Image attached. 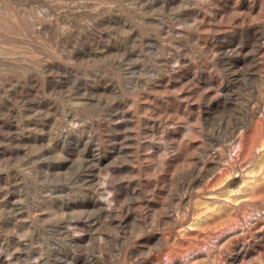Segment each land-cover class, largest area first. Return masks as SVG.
<instances>
[{"label":"rangeland","instance_id":"rangeland-1","mask_svg":"<svg viewBox=\"0 0 264 264\" xmlns=\"http://www.w3.org/2000/svg\"><path fill=\"white\" fill-rule=\"evenodd\" d=\"M263 172L264 0H0V264H264Z\"/></svg>","mask_w":264,"mask_h":264},{"label":"bare ground","instance_id":"bare-ground-1","mask_svg":"<svg viewBox=\"0 0 264 264\" xmlns=\"http://www.w3.org/2000/svg\"><path fill=\"white\" fill-rule=\"evenodd\" d=\"M249 27V29L250 30H252V26L251 25H249L248 26ZM254 28V27H253ZM256 29V28H255ZM254 30V29H253ZM247 31H249V30H247ZM256 32V31H255ZM250 33V32H249ZM252 34H253V32H252ZM251 34V35H252ZM260 34V33H259ZM253 36H256L255 34L253 35ZM249 38L251 37V36H248ZM256 38L257 37H255V40H256ZM254 40V39H253ZM209 49V48H208ZM213 99V98H212ZM214 100V99H213ZM216 100V99H215ZM219 100V99H218ZM223 102V101H222ZM224 103V102H223ZM214 104V103H213ZM217 105V104H216ZM226 104L224 103V106H225ZM223 106V107H224ZM255 118H256V116H255ZM256 126V125H255ZM262 134V133H261ZM250 135V134H249ZM244 137V136H243ZM243 137H238V139L236 140V142L234 141V143H235V145L233 146L234 147V150L237 152V151H241V150H243L245 147H246V145H247V143H246V141L248 140H246L245 141V139L243 138ZM258 139V138H257ZM250 140H253L252 138H250ZM249 140V141H250ZM259 142V141H258ZM254 143H253V141L252 142H250L248 145L249 146H247V148L249 147V148H254L255 146L253 145ZM256 144V143H255ZM260 144V143H259ZM257 146H258V144H257ZM261 146V145H260ZM256 149H257V147H255ZM232 150H233V148H232ZM245 150H247V149H245ZM249 150V149H248ZM251 150V149H250ZM256 152V151H255ZM244 153H245V151H244ZM250 153V152H249ZM252 153H254V152H252ZM246 154V153H245ZM244 154V155H245ZM236 155V154H235ZM250 155V154H249ZM253 155V154H252ZM238 156V155H237ZM248 157V156H247ZM250 157V156H249ZM238 158V157H237ZM252 158V157H251ZM241 159V158H240ZM242 160V159H241ZM249 160H250V158H249ZM252 161V160H251ZM173 161H169L168 162V165H170V166H172L173 165ZM175 163H176V161H175ZM238 163H240V161H238ZM246 163V162H245ZM261 163V162H260ZM232 164H233V166H235L236 165V161L233 159V161H232ZM239 165H241V163L239 164ZM263 165V164H262ZM202 168L198 171L199 173H202V172H207V167L205 166V165H202L201 166ZM259 167H260V165H259ZM229 168L227 167V168H224L223 170H222V172L223 173H229V177H227V175H226V177H227V179L225 180V182L224 183H222L220 186H219V188H217V190H220V189H222V188H224L225 187V185H229V184H231V182L234 180V178H235V176H239V174H240V169H239V167H238V172H236L237 173V175H233L231 172L232 171H229L228 170ZM249 169V168H248ZM247 169V170H248ZM251 169H252V167H251ZM260 169V168H259ZM245 171V170H244ZM257 170H255V172H256ZM260 171V170H259ZM253 172H254V170H253ZM249 174V173H248ZM263 174H264V172H263ZM257 177H259L258 175H257ZM220 178H221V175L220 174H218L216 177H215V181H213V182H216V183H218L219 182V180H220ZM238 178V177H237ZM246 179V178H245ZM248 179V178H247ZM253 179V178H252ZM258 180V179H257ZM256 180V181H257ZM244 181V180H243ZM255 180H254V182H256ZM259 181H261L260 180V178H259ZM263 181V180H262ZM235 182V181H234ZM239 183V182H238ZM241 183V182H240ZM251 183V182H250ZM258 183H260V182H258ZM235 184H236V182H235ZM249 184V183H248ZM252 184V183H251ZM250 185V184H249ZM253 185V184H252ZM231 187V186H230ZM246 187H247V185H246ZM232 188V187H231ZM230 188V189H231ZM242 188V187H241ZM245 188V187H244ZM254 188V187H253ZM259 188V187H258ZM233 189V188H232ZM260 189V188H259ZM259 189H257V190H259ZM247 190V189H246ZM253 190V189H252ZM257 192V191H256ZM261 192V191H260ZM227 193V192H226ZM252 193V192H251ZM228 194V193H227ZM260 194V193H259ZM233 195V194H232ZM249 195V194H248ZM247 195V196H248ZM252 195V194H251ZM255 195V194H254ZM254 195H252V196H254ZM257 195V194H256ZM239 196H240V194H239ZM238 197V196H237ZM241 197V196H240ZM244 197H246V196H244ZM255 197V196H254ZM113 198H114V196H113ZM116 198V197H115ZM202 198H203V201L204 202H208L210 205H212V204H217V205H219V206H227V204L225 203V202H229V203H233L234 202V199L232 198V196H226V194H225V196H218V195H216V194H214L213 192H212V189H207L205 192H203L202 193ZM237 199V198H236ZM239 199V198H238ZM111 201H113V200H111ZM207 204V203H206ZM208 204V205H209ZM202 206H203V204H202ZM207 207H209V206H207ZM201 209V208H200ZM213 210V209H212ZM224 210V209H223ZM199 211V210H198ZM201 211H203V210H201ZM203 212H205V210L203 211ZM213 212V211H212ZM196 213H198V212H196ZM199 215V214H198ZM211 215H213V214H211ZM200 217H202V215H200ZM205 217V216H204ZM222 217V216H221ZM255 217V216H254ZM205 219V218H204ZM195 220V219H194ZM205 220H207V219H205ZM219 220V219H218ZM197 221V220H196ZM215 221V220H214ZM251 221H252V218H251ZM210 222V221H209ZM255 222V221H254ZM257 222H258V220H257ZM189 223H191V221L189 222ZM197 223H198V221H197ZM213 223V222H212ZM251 223V222H250ZM195 224V223H194ZM241 232V231H240Z\"/></svg>","mask_w":264,"mask_h":264}]
</instances>
